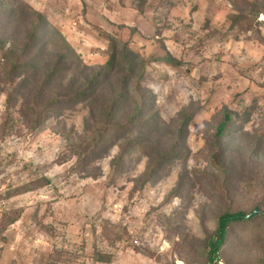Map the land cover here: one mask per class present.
Segmentation results:
<instances>
[{
    "label": "rangeland",
    "instance_id": "374dc122",
    "mask_svg": "<svg viewBox=\"0 0 264 264\" xmlns=\"http://www.w3.org/2000/svg\"><path fill=\"white\" fill-rule=\"evenodd\" d=\"M33 23L38 60L66 53L61 36L95 70L112 39L150 61V123L125 139L110 132L94 152L86 104L56 105L36 123L27 75L12 70L32 55ZM166 55L178 65L159 62ZM225 112L233 121L219 139ZM255 209L264 212V0H0V264H205L218 217ZM218 264H264V222L232 225Z\"/></svg>",
    "mask_w": 264,
    "mask_h": 264
},
{
    "label": "trees",
    "instance_id": "16d2710c",
    "mask_svg": "<svg viewBox=\"0 0 264 264\" xmlns=\"http://www.w3.org/2000/svg\"><path fill=\"white\" fill-rule=\"evenodd\" d=\"M249 5L252 9L249 14L258 12L255 4ZM35 16L39 21L40 15ZM233 19L235 24L249 22L244 18L233 17ZM60 38L66 47V53H60L57 56L54 54L52 58L41 57L38 60L37 54L42 49L37 47L39 45L38 30L33 23L24 46V50L32 52V55L24 64L19 63L12 69L22 68L27 75L23 78V85L27 87L24 104L27 106V111L35 115L36 123L43 110H49L56 105L86 104L87 122L93 134L91 144L95 145L94 148H90L91 152L103 144L110 132L120 133V138L125 139L130 134L128 130H131L132 126L150 123L151 115L143 116V106L149 99L150 92L141 85L147 63L150 61L131 52L125 44L121 45L119 41L112 39L105 66L95 70L83 65L64 39L61 36ZM68 59H74V62L70 63ZM159 62L171 66L178 65L170 55H166ZM124 111L125 113L128 111L129 115H125ZM153 116L157 119L155 114ZM188 120L186 118L185 122L187 123ZM232 121V114L225 112L221 123L217 126L215 137L219 139L223 137L227 126ZM165 160L167 157L162 155L159 159L151 160V166L163 163ZM154 168L156 167H151V170ZM255 216L264 222V212L258 209L248 215L242 211L221 214L212 236L205 245V264H218V255L226 243L228 230L232 225L246 223Z\"/></svg>",
    "mask_w": 264,
    "mask_h": 264
}]
</instances>
